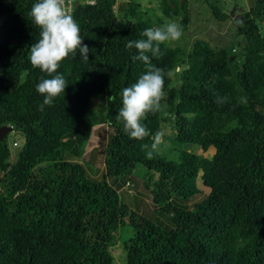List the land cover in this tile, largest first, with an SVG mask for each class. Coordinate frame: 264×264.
I'll return each instance as SVG.
<instances>
[{
	"label": "trees",
	"instance_id": "obj_1",
	"mask_svg": "<svg viewBox=\"0 0 264 264\" xmlns=\"http://www.w3.org/2000/svg\"><path fill=\"white\" fill-rule=\"evenodd\" d=\"M115 1L74 8L89 60L77 51L61 63L68 87L40 111L36 85L48 77L29 60L40 31L29 15L36 0H0V127L23 139L14 155L10 132L0 142V264H117L116 256L120 264H264V0H250L241 20L230 17L243 36L241 60L235 49L201 40L189 50L160 46L152 63L165 72L166 95L143 121L150 133L143 140L130 138L116 118L122 89L145 72L126 44L161 22L132 0L113 14ZM159 2L162 18L182 17L185 30L186 0ZM210 8L215 20L227 18ZM172 70L178 82L170 86ZM161 124L176 142L212 154L149 158ZM98 125L111 130L99 178L67 158H79ZM137 166L154 207L148 213L119 199ZM123 226L132 235L114 254Z\"/></svg>",
	"mask_w": 264,
	"mask_h": 264
},
{
	"label": "clouds",
	"instance_id": "obj_2",
	"mask_svg": "<svg viewBox=\"0 0 264 264\" xmlns=\"http://www.w3.org/2000/svg\"><path fill=\"white\" fill-rule=\"evenodd\" d=\"M29 15L35 27L40 30L38 41L29 50V60L33 68H38L48 77H41L36 85L37 93L44 97L39 105V110L43 111L68 87L64 75L58 73L61 63L70 55L75 56L77 51L83 61H88L90 48L81 36L78 22L67 10L66 0H36ZM183 35L181 24L167 20L159 27L145 29L141 33L142 38L126 44L128 49H135L138 53L133 56V60L142 62L145 68L135 83L122 89V107L116 118L123 123L124 132L130 138L143 140L149 136V129L143 121L149 113L159 111L166 95L165 72L152 63V58L163 55L160 47L162 44L179 41ZM227 99L218 97L217 103ZM164 135L163 131L153 134V142L147 153L149 158L168 147Z\"/></svg>",
	"mask_w": 264,
	"mask_h": 264
},
{
	"label": "rangeland",
	"instance_id": "obj_3",
	"mask_svg": "<svg viewBox=\"0 0 264 264\" xmlns=\"http://www.w3.org/2000/svg\"><path fill=\"white\" fill-rule=\"evenodd\" d=\"M129 0H117L118 3L122 2L123 4ZM160 0H132L133 3L140 6L142 13H145L147 17H150L152 21L160 19L161 25L169 19L162 18L158 5ZM252 1V0H251ZM251 1L249 0H186V26L184 30L183 37L176 42L166 43L170 47H184L185 50L191 48L192 43L195 40H201L208 43L213 48H225L227 50L235 49L234 53L235 59L241 60L240 48L243 42V36L236 34V28L233 25L232 19L229 17L230 13L233 12L234 16L238 17L236 21L241 20L242 16L248 11ZM250 2V3H249ZM210 6L216 7L219 13L224 14L227 18L222 21H217L213 18L211 13ZM117 14V10L115 12ZM175 22L179 23L182 20V17H176ZM157 22V21H156ZM118 25V24H117ZM160 25V26H161ZM168 77L170 79V86H173L174 83L178 82L177 71L168 72ZM96 106L99 108L102 106L101 103L95 102ZM264 113V111H263ZM160 130L165 133L163 139L168 145L166 149L162 148L161 153L159 154L162 158L166 160H176L180 152L193 153L198 156L209 158L213 150L209 149L205 153H201L198 147L193 145L181 144L173 140V131L171 127L167 124H161ZM111 130L106 125H98L91 129V135L87 143L85 144L84 150L79 158H69V161L79 162L92 177H100L103 173V155H104V146L107 140V136L110 134ZM7 141L10 144V150L13 155L16 150L22 145L23 139L17 133L10 132L7 136ZM14 141L17 145H12ZM142 169L136 167L130 175L129 186H125L121 181L120 189L118 190L119 199L122 200L124 204L133 208L134 205H137L139 212L143 211L148 213L154 209L149 193L145 190L142 184ZM131 186V187H130ZM196 186L201 191L202 195L207 193V189L202 187L199 180L196 179ZM134 195V196H133ZM136 212V214H140ZM156 217L165 222V217L158 214ZM132 232L130 228L125 226L120 227L116 230L114 235V241L117 245L113 246V253L118 252V244L123 242L127 237L131 236ZM119 256H116L117 264Z\"/></svg>",
	"mask_w": 264,
	"mask_h": 264
},
{
	"label": "built area",
	"instance_id": "obj_4",
	"mask_svg": "<svg viewBox=\"0 0 264 264\" xmlns=\"http://www.w3.org/2000/svg\"><path fill=\"white\" fill-rule=\"evenodd\" d=\"M97 0H66V7L69 13L71 14L77 6L84 7V6H93L95 5ZM118 2L117 0L115 3L111 6V11L113 14H115L117 10ZM12 145H15V143H12Z\"/></svg>",
	"mask_w": 264,
	"mask_h": 264
},
{
	"label": "water",
	"instance_id": "obj_5",
	"mask_svg": "<svg viewBox=\"0 0 264 264\" xmlns=\"http://www.w3.org/2000/svg\"><path fill=\"white\" fill-rule=\"evenodd\" d=\"M229 17H231L233 20H237L238 18L233 15V12L230 13ZM9 132H11L10 127H0V142L2 141L3 137Z\"/></svg>",
	"mask_w": 264,
	"mask_h": 264
}]
</instances>
